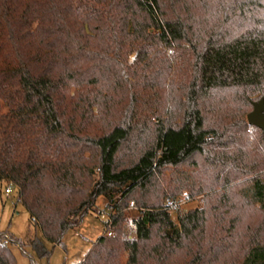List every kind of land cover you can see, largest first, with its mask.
Wrapping results in <instances>:
<instances>
[{
  "label": "trees",
  "instance_id": "obj_1",
  "mask_svg": "<svg viewBox=\"0 0 264 264\" xmlns=\"http://www.w3.org/2000/svg\"><path fill=\"white\" fill-rule=\"evenodd\" d=\"M253 94L264 104V0H0V178L40 229L27 245L48 257L44 241L63 246L102 197L112 235L78 264H179V251L200 263L208 210L174 223L165 202L208 192L229 223L239 204L264 218ZM25 245L0 230V264ZM242 249L234 264H264L263 237Z\"/></svg>",
  "mask_w": 264,
  "mask_h": 264
},
{
  "label": "rangeland",
  "instance_id": "obj_2",
  "mask_svg": "<svg viewBox=\"0 0 264 264\" xmlns=\"http://www.w3.org/2000/svg\"><path fill=\"white\" fill-rule=\"evenodd\" d=\"M170 50L167 55L170 54ZM135 54L128 57V61L132 62ZM251 98L257 102L261 98L260 94H253ZM252 107H249V111ZM254 107L252 108V110ZM251 110V111H252ZM247 111V112H249ZM250 111V112H251ZM244 121L247 123V113L243 116ZM248 124V123H247ZM249 139L259 142L258 136L260 134L250 124H248ZM258 144V143H257ZM259 145V144H258ZM185 169L184 167H180ZM11 188L12 193H6L5 188ZM16 188L9 183L7 179L0 178V230H6L20 239L26 245L24 246L25 253H23L18 246L12 247V253L15 256L16 264H78L86 256L88 250L97 240L102 232V221L99 219L101 213H108L106 201L104 198L99 197L96 201V208L94 212L86 215L82 224L75 229L67 231L64 235L63 246H52L49 241H44L47 250H50L48 257H39L27 243L34 237H41L40 229L35 223L30 221V216L25 207L20 203H16ZM208 192L197 195H190L189 191H181L169 200H174L177 206L169 210L170 219L174 223H178V217L183 216L189 211L195 209L208 210L210 235L205 241L202 242L201 261L198 262L200 256L186 255L185 251H179L173 256L179 264H234L236 261L237 250H243V246L252 240L255 235L256 238L260 236L264 238V218L261 217L252 207L239 204L242 210V217L239 218L237 212H231L228 215L229 220L216 216V210L210 209L213 202H207ZM168 199V198H167ZM135 200V199H134ZM167 200V201H169ZM166 201V199L164 200ZM166 201V202H167ZM129 200L127 206L123 210L124 219L126 222L123 224L124 235L127 236L128 226L131 219L137 218L141 213V208L137 206L130 208ZM136 202V201H135ZM165 202V203H166ZM237 202V200H236ZM235 224L236 226H230ZM238 234L237 239L235 238ZM236 243L230 250H225L226 241ZM7 245L9 243L5 242ZM209 243V245H208ZM242 246V248H240ZM192 249H196L192 246ZM198 254V253H197Z\"/></svg>",
  "mask_w": 264,
  "mask_h": 264
},
{
  "label": "built area",
  "instance_id": "obj_3",
  "mask_svg": "<svg viewBox=\"0 0 264 264\" xmlns=\"http://www.w3.org/2000/svg\"><path fill=\"white\" fill-rule=\"evenodd\" d=\"M11 185L12 183L9 182ZM6 193H12L11 191V188L7 187L5 188L4 190ZM166 207L168 208V210H171L173 209V207L177 206V203L174 202V200H169L167 201L166 203ZM136 205H134V202H130V208H135ZM113 214H115V210L113 208H110L108 209V213H101L99 215V219L100 221H102V232L101 234L102 235H106V236H110L112 235V226H113V223H114V217H113ZM136 219V218H135ZM128 231H127V236L130 238V239H133L135 238V233H136V230H137V225H136V222L134 219H131L130 223H129V226H128Z\"/></svg>",
  "mask_w": 264,
  "mask_h": 264
},
{
  "label": "water",
  "instance_id": "obj_4",
  "mask_svg": "<svg viewBox=\"0 0 264 264\" xmlns=\"http://www.w3.org/2000/svg\"><path fill=\"white\" fill-rule=\"evenodd\" d=\"M254 109L247 115V123L264 129V104L262 100L253 103Z\"/></svg>",
  "mask_w": 264,
  "mask_h": 264
}]
</instances>
